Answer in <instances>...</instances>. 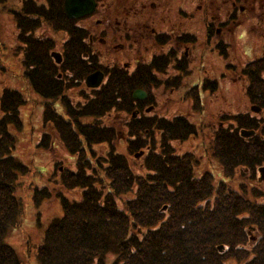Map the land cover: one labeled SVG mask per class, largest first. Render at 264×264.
<instances>
[{
    "label": "flooded vegetation",
    "instance_id": "1",
    "mask_svg": "<svg viewBox=\"0 0 264 264\" xmlns=\"http://www.w3.org/2000/svg\"><path fill=\"white\" fill-rule=\"evenodd\" d=\"M63 2L0 0V5L7 9L5 13L0 12V25L3 20L10 22L9 37L14 38L13 43H17L11 45V50L15 48L14 53L19 56V62L24 54L21 40L33 37L43 40L47 37L52 42L47 52H42L43 56H48L50 68L44 74L41 85L44 87L42 92L47 96L41 97L43 101L38 107L37 129V134L44 138L40 148L53 154L50 164L59 159L56 152L60 149H71L69 142L64 138L59 139L57 133L68 131L64 129L67 124L65 120L77 138V147L86 152L88 142L80 126L84 130L91 123H97L99 129L111 128L115 140L110 144L125 148L128 145L134 147L135 135L131 132L139 130L140 122L147 126L152 116L161 117L170 124H174L177 118L187 119L194 125V132L186 135L182 141L203 136L208 139V143L207 140L199 143V148H205L207 152L206 164L205 159L200 157L199 163L203 160L202 166L196 165L198 158L191 151L184 152V159L187 157L195 163L192 166V179L196 181L195 184L191 181L184 183L207 187L208 198L205 203L209 210L230 205L228 213L232 212L230 217L236 218L234 220L240 224L245 239L232 247L236 254H227L228 258H233L234 263L249 264L255 261L264 264V233H260L250 221L254 211L264 213V164L251 168L245 164L234 165L231 156L228 166L226 162H221L219 128L231 131L234 125L231 116L236 115L237 109L226 108L224 111L216 105L214 99L210 100L215 102L209 103V106L202 103V98L215 93L218 87H230L240 80H245L244 85H248V79L237 73L233 65L230 48L236 35L233 40L231 36L236 34L234 29L238 27H242L238 30L243 31L255 30L261 43L259 46L250 43V50L257 56H264V0H90L93 7L90 12L69 18L65 16ZM50 7L58 9L56 15L67 21L71 26L69 30L53 29L51 21H44ZM72 34L77 38L79 35L77 40L83 42L84 46L74 49L76 46L73 42L68 44ZM198 40L203 41L205 49L210 47V56L202 54L196 62L193 50ZM219 46L225 48L228 57L227 54L224 58L221 57L223 54L218 55L216 51ZM53 54L57 58H53ZM215 56L220 58L217 75H213L214 67L206 65H213L211 59ZM94 71L100 72L101 78L99 86L94 89L105 85L109 77L115 78L120 71L127 76L119 87L123 90L131 89L132 101L122 100L115 106L116 111L112 108L115 113H123L119 120L111 117V108L103 111L96 119L80 114L78 106L85 102L93 90L85 87L84 79ZM262 71L261 76L264 78V69ZM136 89H142L145 95L142 98L133 97L132 92ZM187 89L195 96H187V99L184 96V90ZM149 94L150 98L147 99ZM229 97L235 102L238 95L231 94ZM252 101L255 102L254 99ZM171 103L177 107L168 113ZM156 104H163V107L157 109ZM191 107L197 111L196 115L190 113ZM259 111L258 108L256 113ZM152 132H155L152 137L156 138V130ZM139 135L143 137L140 132ZM147 135L145 131L144 136ZM101 146L109 147V144L103 141L100 142ZM119 154L122 156L119 166H131L133 169L136 163L142 165L140 157H135L132 149H129L125 158L121 152ZM60 157L65 159L66 155ZM58 170L62 168L58 167ZM236 170L241 172L242 178L236 174ZM222 189H229L233 198L226 199L224 193L227 192ZM252 189L259 191L260 195L252 194ZM215 250L216 255L229 253L223 244L216 245ZM209 254L215 253L210 251Z\"/></svg>",
    "mask_w": 264,
    "mask_h": 264
},
{
    "label": "trees",
    "instance_id": "2",
    "mask_svg": "<svg viewBox=\"0 0 264 264\" xmlns=\"http://www.w3.org/2000/svg\"><path fill=\"white\" fill-rule=\"evenodd\" d=\"M57 11L55 7H50L44 21H51L53 29L69 30L71 26L62 17L58 18ZM78 38L72 34L67 43L73 42L74 49L84 46ZM20 43L24 47L19 62L21 76L36 95L47 96L42 92L44 87L41 85L50 65L48 56H43L42 52H47L52 45L51 40L33 37ZM216 52L223 57L227 54L223 46L217 47ZM263 69L264 56H259L246 62L239 71L249 81L246 95L259 106L264 105ZM126 79L125 73L120 71L115 78L109 77L100 90H91L90 96L78 106L80 114L96 119L103 111L117 106L118 102L132 101L131 89L119 87ZM185 95L192 96L190 92ZM22 99L21 93L13 88L6 87L0 93V264H20L14 249L5 240V232L8 227L17 225L18 214L22 212V203L14 194V188L27 167L12 155L15 137L7 128V123H11L13 129L18 130L17 110L23 103ZM155 116L149 118L147 126L140 122L141 129L131 132L135 135L136 146L127 147L133 149L141 143L145 146V139L151 141L155 133L152 131L156 130V147L159 150L155 151L153 144L143 153V166L138 170L144 168L145 171L140 175L135 174L131 166H119L122 156L108 151L100 154L93 165L85 163L86 168L91 166L89 173L83 167L86 152L71 146L70 151L81 163L76 167V174L68 169L56 172V197L61 214L53 217L41 235L36 250L39 264H185L188 260H195L189 264H220L221 254L216 255L215 250L218 244L225 245L229 252L222 257L236 254L232 247L243 242L245 234L238 221L234 220L236 218L230 217V205L213 210L206 207L207 187L184 183H196L192 179L194 161L176 153L169 142L170 139L184 140L186 135L194 132V125L183 118H177L174 124H170ZM231 118L234 125L230 132L219 128V160L226 162V166L230 164V156L234 165L245 164L251 168L264 164V120L260 122L245 115L242 119L239 113ZM65 121L64 129L68 131L64 133L71 139L72 128ZM241 128L255 132L244 138L238 133ZM80 129L88 142L87 151L91 153L92 144L104 141L110 145L114 139L111 128L99 129L97 123H91L84 130L80 126ZM144 131L148 135L140 137L139 132ZM221 186L224 188L223 184ZM75 187L80 189L76 200H68L60 190ZM252 190V194L260 195L259 191ZM223 191L227 192L224 193L226 199L233 198L229 189ZM49 192L43 186H34L33 205L49 198ZM252 215L251 223L264 233L263 211H254ZM219 232H224V235ZM210 251L215 254H209ZM249 264L260 263L251 261Z\"/></svg>",
    "mask_w": 264,
    "mask_h": 264
},
{
    "label": "rangeland",
    "instance_id": "3",
    "mask_svg": "<svg viewBox=\"0 0 264 264\" xmlns=\"http://www.w3.org/2000/svg\"><path fill=\"white\" fill-rule=\"evenodd\" d=\"M6 11L7 9L0 5V12L5 13ZM239 28L242 27H238L237 29H234V32L236 34H232L231 38L233 40L235 35L236 37L233 41V46L230 48V52L232 53L234 58L233 65L236 66L235 67L236 72L240 58L243 61L244 57L246 59H250L251 57L255 56V54L254 55L251 54L250 47H248L250 46V43H252V45H258V46L261 43L258 38L259 34H257L255 30L247 29L243 31L241 29L238 30ZM10 30H11L10 22L8 20H3L2 24L0 25V93L3 89H5L4 87L10 89H12V87H16L19 89L16 90H18L23 96L22 98L24 100V103H22V105L17 110L19 128L18 130L13 129V125L11 123H7L8 124L7 128L8 130H10V133L15 137L12 155L18 158V160L27 167V171L26 173L23 174V176L20 177V180L16 182L14 188V194L21 200L22 212L18 214L19 221L17 222V225L14 227L7 228L5 232V240L14 249L15 253L17 254V257L19 258L20 264H39L36 258V250L41 242L42 239L41 235L43 234L49 222L53 220V217L60 216L61 214L59 200L56 197V188L58 184H57L56 170L55 168L52 169V166L49 165V160L51 158V155L47 152H44L43 150H39L37 147L38 144H35L38 138L35 133L36 132L35 127L38 126V116H39V109H38L39 106L38 107L36 106V103H38V97L27 88L26 80L19 75V71H20L19 60H18L19 56H17L14 53L15 51L14 47L13 50H11V45H14L15 43H13L14 38L9 37ZM238 34H241V36H238ZM57 38L60 39L61 37L58 35ZM196 44L197 46L193 50V52L196 55L194 61L197 62V59L200 58V55L202 54L203 56L206 55V57L210 56L209 55L210 47L205 49L202 40L196 41ZM263 44L264 41L262 43V46ZM257 49L260 48L258 47ZM215 58L211 59L213 65H209L206 63V65L215 68V73L213 75L219 74L218 71L220 69L219 68L220 63L218 61L220 58L219 56H215ZM16 62L18 63V66ZM238 80H240V77H238ZM240 81H238L236 84L230 83L231 84L230 87H226V88L218 87V90L215 93L210 95L209 94L205 95V97L202 98V103L204 105L209 106V103L216 101L215 102L216 105L220 108L221 107H224L225 109L236 108L237 113L241 115L242 119H244V115L247 116V118H251V117L264 118V108H262L257 113L251 111L253 114L249 111V105L251 103L248 101L245 94L241 95V92L245 91L246 88V85H244L245 80H240ZM165 93L166 91H164V94ZM231 94H234L235 96L238 95V97L235 98L237 101L234 100L235 102H233V100H230L229 96ZM211 99H214L215 101L210 102ZM156 105H157V109H161L163 107V104H156ZM169 106L171 108L168 113H172V109L177 107V105H174L172 103L169 104ZM184 107H186V105H184ZM114 111H116L115 106H114ZM114 111L110 113L111 117L114 118L115 120H119L123 116V113L121 111L115 113ZM212 112H210V114ZM190 113L196 115L197 111L190 109ZM207 113H209V111H207ZM1 115H2V111L0 109V116ZM32 127L34 130H31ZM70 140L71 139H69V141ZM206 140L208 143V139L206 137L199 136L196 137L195 140L191 139V140H187L186 142L182 141L176 143L174 145L175 146L174 148L176 152L182 153V155H184V152L191 151L194 154V156L198 158L196 165L202 166L203 160H201L199 163L200 157H203L205 159V164H206L207 152L205 151V148L203 150L199 148L200 146L199 143H205ZM144 142L145 144H147L149 140L145 139ZM159 142L161 145L162 142L160 138H159ZM218 144H220V141L218 142ZM206 145L207 144H205V147ZM139 146H141V148L144 147L142 146V143L139 144ZM156 149L157 148H155V151ZM118 150L121 152L124 151L123 147H120ZM62 154L65 155L64 150L60 149L58 152H56V156L59 157L57 162L60 163L61 165H66L70 167L69 169L72 170L74 174H76L77 169L74 166L75 161H73L69 156L66 159H63L62 157H60ZM87 159H89L88 156ZM77 162H79V160H77ZM90 168L91 166H89V168H85V170L91 173ZM133 171L135 174L140 175L141 172L145 171V169L143 168L138 170L136 163L133 166ZM236 174L239 175L240 178H242L243 176L239 170H236ZM34 186H38V187L43 186L45 189L50 191L49 198L43 199L40 205H35V204L33 205L32 196L34 194L32 193V189ZM260 186L261 188H263L262 183H260ZM60 190L61 193L64 194L66 198L70 201L76 200L79 197L78 194V192L80 191L79 188L76 187L68 188L65 191L62 189ZM219 233H221V235H224V232H219ZM219 260H220V264H240L237 262L234 263L233 258H228V255H225L224 257L220 255ZM193 262H195V260L194 261L188 260L186 261L185 264H189Z\"/></svg>",
    "mask_w": 264,
    "mask_h": 264
},
{
    "label": "water",
    "instance_id": "4",
    "mask_svg": "<svg viewBox=\"0 0 264 264\" xmlns=\"http://www.w3.org/2000/svg\"><path fill=\"white\" fill-rule=\"evenodd\" d=\"M86 2V3H85ZM92 6L90 5V0H64L63 2V10L66 17H77L83 14H86L92 10ZM54 58H57L54 55ZM100 72L94 71L88 74L85 77V84L87 86H95L100 82ZM145 95V92L136 89L132 92L133 97L142 98ZM252 110L256 111L258 108L251 107ZM249 132H242V135H248Z\"/></svg>",
    "mask_w": 264,
    "mask_h": 264
}]
</instances>
